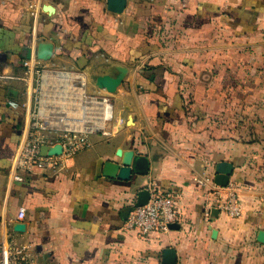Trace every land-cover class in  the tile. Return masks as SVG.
I'll return each mask as SVG.
<instances>
[{
  "label": "crops",
  "instance_id": "0c3cea01",
  "mask_svg": "<svg viewBox=\"0 0 264 264\" xmlns=\"http://www.w3.org/2000/svg\"><path fill=\"white\" fill-rule=\"evenodd\" d=\"M28 2L0 0V239L30 244L38 264H163L169 247L176 264H264V0H127L121 13L107 0H46L36 29ZM35 32L54 44L46 63L84 69L92 87L125 69L112 96L126 123L108 139L92 135L68 169L13 181L22 62ZM136 156L131 179L104 173L107 161ZM221 161L234 167L237 217L209 192ZM151 185L174 197L181 221L144 237L124 223Z\"/></svg>",
  "mask_w": 264,
  "mask_h": 264
},
{
  "label": "built area",
  "instance_id": "2783aa9c",
  "mask_svg": "<svg viewBox=\"0 0 264 264\" xmlns=\"http://www.w3.org/2000/svg\"><path fill=\"white\" fill-rule=\"evenodd\" d=\"M45 2H28L35 29ZM42 38L36 32L30 37L31 56L22 62L24 74L18 96L25 109V122L10 161L8 177L13 181H22L28 172L58 173L68 169L74 157L91 146L92 135L108 139L114 135L115 126L126 123L116 113L113 94L92 87L84 69L48 64L37 57L35 49ZM57 145L61 146L60 153H49ZM207 181L210 179H199L198 183L206 187ZM223 188L227 190L224 192ZM149 190V201L141 206L133 204L124 223L125 229L135 230L144 237L167 231L171 223L181 221L171 194L164 193L157 185H151ZM209 192L217 197L218 209L232 217L242 214L237 185H219ZM25 216L26 209L21 207L17 218L22 220ZM205 216H212L209 205ZM0 264H38V261L30 244L5 233L0 239Z\"/></svg>",
  "mask_w": 264,
  "mask_h": 264
},
{
  "label": "water",
  "instance_id": "95a60500",
  "mask_svg": "<svg viewBox=\"0 0 264 264\" xmlns=\"http://www.w3.org/2000/svg\"><path fill=\"white\" fill-rule=\"evenodd\" d=\"M127 0H107V7L110 11L121 13L125 9ZM44 10L52 11L53 7L51 5H45ZM54 50V44L49 41H40L37 45V57L43 60H48L52 57ZM31 56V51L29 49L27 57ZM125 74V69H123L117 75L102 74L96 77V85L100 89H106L110 93H115L118 86L122 83ZM11 92L15 94L16 90L11 89ZM61 146L57 145L49 149V153H60ZM138 156L131 161H125L123 165L107 161L104 166V173L111 177H117L123 180L131 179L132 175L135 173H140L138 165ZM233 164L227 161H221L217 165V173L215 181L220 186H227L230 181V176L233 172ZM151 193L147 188H142L138 191L137 199L134 203L135 206H141L146 204L150 199ZM126 210V215H128L130 209ZM218 210V209H215ZM179 228L178 223H171L170 229ZM259 239L264 241V231L259 233ZM176 252L173 248H165L163 250V264H176Z\"/></svg>",
  "mask_w": 264,
  "mask_h": 264
},
{
  "label": "rangeland",
  "instance_id": "374dc122",
  "mask_svg": "<svg viewBox=\"0 0 264 264\" xmlns=\"http://www.w3.org/2000/svg\"><path fill=\"white\" fill-rule=\"evenodd\" d=\"M57 66H59V65H57ZM249 123H250V121L247 120V129L249 127ZM250 124L252 125V127H254L255 129H257L258 131L263 128V123L260 120H257L254 123H250Z\"/></svg>",
  "mask_w": 264,
  "mask_h": 264
}]
</instances>
